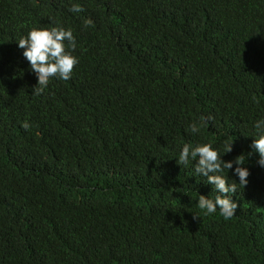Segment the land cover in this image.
<instances>
[{
	"label": "trees",
	"instance_id": "1",
	"mask_svg": "<svg viewBox=\"0 0 264 264\" xmlns=\"http://www.w3.org/2000/svg\"><path fill=\"white\" fill-rule=\"evenodd\" d=\"M53 26L79 63L37 96L17 42ZM261 119L264 0H0V264H264ZM185 143L233 162L232 218L198 208L218 193Z\"/></svg>",
	"mask_w": 264,
	"mask_h": 264
},
{
	"label": "clouds",
	"instance_id": "2",
	"mask_svg": "<svg viewBox=\"0 0 264 264\" xmlns=\"http://www.w3.org/2000/svg\"><path fill=\"white\" fill-rule=\"evenodd\" d=\"M84 10L80 4H73L70 8V11L74 13H80ZM84 26L90 28L94 27L95 24L91 18H87L84 20ZM17 43L18 47L24 50L23 56L37 76L38 83L33 90V94L37 96L44 93L53 77L69 80L75 66L79 63L78 58L72 54L76 49V40L71 29H65L61 26L33 27L26 36L20 37ZM253 100H256L255 96ZM209 122H215L214 115L201 116L198 122L194 121L189 125V130L193 134L198 133L202 126H209ZM22 127L27 130L31 125L24 121ZM255 129L257 135L252 148L259 156L258 165L264 167V119L256 121ZM232 143L227 140L224 142L223 154L233 150ZM221 156L220 151L214 148L211 143L198 144L195 147L185 143L177 163L186 166L190 159L191 161L198 159L194 168L195 173L207 177V183L214 185L218 193L214 198L199 194L198 208L206 215L214 214L219 210L222 217L230 219L235 215L238 207V204L231 198L232 194L237 191L238 185L235 182L229 183L228 178L222 175L225 169H233V162H225ZM244 158V155L236 158L237 167L234 169L235 175L239 178V186L242 188L247 186L250 175L249 170L241 166L244 164ZM230 193L231 195H229ZM193 218L197 219L199 216L194 214Z\"/></svg>",
	"mask_w": 264,
	"mask_h": 264
}]
</instances>
